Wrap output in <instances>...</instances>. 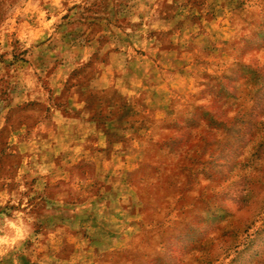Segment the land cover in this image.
<instances>
[{"label": "rangeland", "instance_id": "374dc122", "mask_svg": "<svg viewBox=\"0 0 264 264\" xmlns=\"http://www.w3.org/2000/svg\"><path fill=\"white\" fill-rule=\"evenodd\" d=\"M0 264H264V0H0Z\"/></svg>", "mask_w": 264, "mask_h": 264}]
</instances>
